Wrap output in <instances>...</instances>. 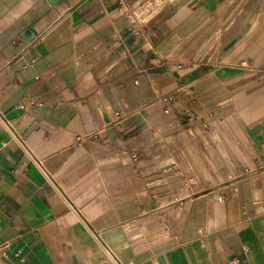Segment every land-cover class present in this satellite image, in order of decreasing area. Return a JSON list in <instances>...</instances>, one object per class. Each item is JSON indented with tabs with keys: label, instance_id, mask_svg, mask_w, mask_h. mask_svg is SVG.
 Segmentation results:
<instances>
[{
	"label": "crops",
	"instance_id": "crops-1",
	"mask_svg": "<svg viewBox=\"0 0 264 264\" xmlns=\"http://www.w3.org/2000/svg\"><path fill=\"white\" fill-rule=\"evenodd\" d=\"M0 264H264V0H0Z\"/></svg>",
	"mask_w": 264,
	"mask_h": 264
},
{
	"label": "built area",
	"instance_id": "built-area-1",
	"mask_svg": "<svg viewBox=\"0 0 264 264\" xmlns=\"http://www.w3.org/2000/svg\"><path fill=\"white\" fill-rule=\"evenodd\" d=\"M118 5V10L122 13L128 21V30L137 35L143 24L147 23L154 17V10L152 5L156 6L157 12L161 10L162 2L155 3L153 0H141L133 7H126L123 0H115ZM135 159V156H133Z\"/></svg>",
	"mask_w": 264,
	"mask_h": 264
},
{
	"label": "rangeland",
	"instance_id": "rangeland-1",
	"mask_svg": "<svg viewBox=\"0 0 264 264\" xmlns=\"http://www.w3.org/2000/svg\"><path fill=\"white\" fill-rule=\"evenodd\" d=\"M153 1L155 3H158L159 1H161L162 4H163L162 7H161V10L159 12L155 11L156 10V6L154 4L152 5V8L154 10L153 15H155V14L157 15V14H160V12H162L164 9H166L170 3H173V2H175L177 0H153Z\"/></svg>",
	"mask_w": 264,
	"mask_h": 264
},
{
	"label": "water",
	"instance_id": "water-1",
	"mask_svg": "<svg viewBox=\"0 0 264 264\" xmlns=\"http://www.w3.org/2000/svg\"><path fill=\"white\" fill-rule=\"evenodd\" d=\"M54 1V0H53Z\"/></svg>",
	"mask_w": 264,
	"mask_h": 264
}]
</instances>
